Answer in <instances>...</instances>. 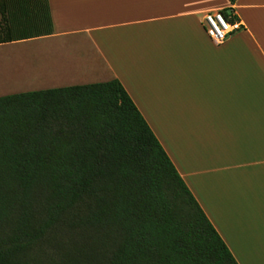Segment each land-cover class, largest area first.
Masks as SVG:
<instances>
[{"label":"crops","instance_id":"1","mask_svg":"<svg viewBox=\"0 0 264 264\" xmlns=\"http://www.w3.org/2000/svg\"><path fill=\"white\" fill-rule=\"evenodd\" d=\"M47 1L52 34L0 46L49 43L70 85L118 80L235 262L264 264V0L234 1L220 45L202 16L231 0Z\"/></svg>","mask_w":264,"mask_h":264},{"label":"trees","instance_id":"2","mask_svg":"<svg viewBox=\"0 0 264 264\" xmlns=\"http://www.w3.org/2000/svg\"><path fill=\"white\" fill-rule=\"evenodd\" d=\"M52 33L47 0H0V44ZM67 219L107 264H237L116 79L0 97V264Z\"/></svg>","mask_w":264,"mask_h":264},{"label":"rangeland","instance_id":"3","mask_svg":"<svg viewBox=\"0 0 264 264\" xmlns=\"http://www.w3.org/2000/svg\"><path fill=\"white\" fill-rule=\"evenodd\" d=\"M51 51L50 44L42 42L0 46V97L77 86L68 84L66 80L70 79L74 67L66 61H63L65 64L62 60L57 61L59 59L56 60L59 63L51 65ZM53 51L57 52V49ZM60 76L64 77L58 79ZM7 232L8 228L0 225V238ZM101 253L92 233L78 228L67 219L27 252L23 259L27 264H107Z\"/></svg>","mask_w":264,"mask_h":264},{"label":"built area","instance_id":"4","mask_svg":"<svg viewBox=\"0 0 264 264\" xmlns=\"http://www.w3.org/2000/svg\"><path fill=\"white\" fill-rule=\"evenodd\" d=\"M234 1L227 9L207 11L202 16V24L211 42L220 45L232 35L243 30L241 21L234 10Z\"/></svg>","mask_w":264,"mask_h":264}]
</instances>
